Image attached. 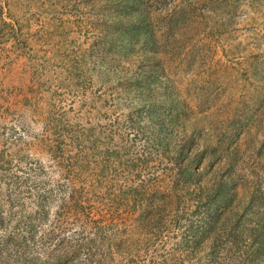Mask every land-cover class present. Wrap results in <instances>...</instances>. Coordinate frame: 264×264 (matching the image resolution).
I'll list each match as a JSON object with an SVG mask.
<instances>
[{"label":"rangeland","instance_id":"rangeland-1","mask_svg":"<svg viewBox=\"0 0 264 264\" xmlns=\"http://www.w3.org/2000/svg\"><path fill=\"white\" fill-rule=\"evenodd\" d=\"M0 264H264V0H0Z\"/></svg>","mask_w":264,"mask_h":264}]
</instances>
